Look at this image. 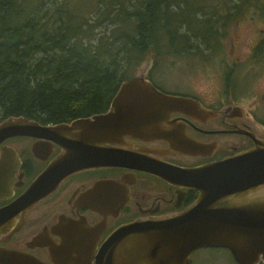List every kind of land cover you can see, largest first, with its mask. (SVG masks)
I'll return each mask as SVG.
<instances>
[{"label":"water","instance_id":"1","mask_svg":"<svg viewBox=\"0 0 264 264\" xmlns=\"http://www.w3.org/2000/svg\"><path fill=\"white\" fill-rule=\"evenodd\" d=\"M197 109L207 110L196 98L162 91L141 73L121 83L104 112L47 125L23 115L2 120L0 145L16 136L50 140L46 154H39L44 142L33 143L34 154L43 160L54 152V143L61 149L9 206H28L84 169L122 166L136 158L142 164L148 158L141 156L140 149L125 147L126 136L165 137L175 148L197 155L201 145L183 124L170 119L174 113L191 115ZM255 143L233 156L173 172L149 161L143 170L195 189L197 199L184 210L121 226L102 245L96 264H192V254L207 247L227 248L239 264L264 263V141L255 139ZM15 149L3 147L0 177L5 176L6 186L0 181V199L13 195L9 175L22 164ZM26 211L0 210V233L9 231L12 236L23 225ZM0 264L45 263L20 250L0 247Z\"/></svg>","mask_w":264,"mask_h":264},{"label":"flooded vegetation","instance_id":"2","mask_svg":"<svg viewBox=\"0 0 264 264\" xmlns=\"http://www.w3.org/2000/svg\"><path fill=\"white\" fill-rule=\"evenodd\" d=\"M208 47V42L202 46ZM197 51L198 47L191 46L187 53ZM158 87L167 93L196 98L207 109H197L191 115L174 113L170 118L173 124H183L187 134L201 145L199 153L181 151L165 137L143 140L126 136L124 146L140 149L141 156L148 158L142 164L136 158L122 166L75 172L47 195L16 208L9 205L25 192L61 149L54 143V152L43 160L34 154L33 143L44 142L39 154H46L51 149V141L27 136L32 140L31 153L24 157L9 141L25 136L13 137L0 145V159L3 147L9 146L16 148L22 164L15 174L9 175L13 195L0 199V210L27 211L23 225L12 236L9 231L0 233V247L20 250L45 264H96L102 245L121 226L184 210L197 199L195 189L175 185L152 171L143 170L149 161L159 164V169L162 166L173 172L233 156L254 147L255 139L264 141V89L240 93L239 87L231 88L232 91L224 87L213 100H207L197 94ZM0 181L6 186L5 176Z\"/></svg>","mask_w":264,"mask_h":264},{"label":"trees","instance_id":"3","mask_svg":"<svg viewBox=\"0 0 264 264\" xmlns=\"http://www.w3.org/2000/svg\"><path fill=\"white\" fill-rule=\"evenodd\" d=\"M43 1L0 0V122L23 115L58 123L104 112L121 83L133 77L129 68L153 47L167 49L160 52L164 55L189 54L190 45L202 47L213 36L224 35L249 3L240 0L230 11L231 0L209 9L201 0H142L129 12V0H109L101 2L98 23L117 24L110 35L97 39L84 35L93 25L66 4L55 8L50 25ZM253 5L260 9L256 3L250 8ZM183 26L203 41L185 42L189 36L181 32ZM121 58H127L126 64Z\"/></svg>","mask_w":264,"mask_h":264},{"label":"rangeland","instance_id":"4","mask_svg":"<svg viewBox=\"0 0 264 264\" xmlns=\"http://www.w3.org/2000/svg\"><path fill=\"white\" fill-rule=\"evenodd\" d=\"M141 1L129 0L125 6L129 12H133ZM239 1L231 0L229 10H235L233 6L240 3ZM101 2H109V0L43 1L44 8L50 11V25L55 20L53 16L55 8L66 4L74 10L76 7L78 12L85 15L93 25L92 30L84 35L97 39L104 34L110 35L117 24L116 21L98 23L102 16L97 17V14L104 8ZM223 2L224 0H201L200 4L209 9L208 6ZM251 3H256L260 9L255 5L250 8ZM134 4L137 6L135 7ZM243 8V17L230 24L226 32L221 30L223 20L220 21V30L224 35L216 39L212 34H204L210 39L213 36L208 42V48L198 47L196 53H167L164 55L160 52H165L167 49L153 47L143 60L129 68L131 77L145 73L158 86L161 85L172 91L197 94L207 100H213L224 87L230 89L239 87L240 93L249 91L256 93L264 89V68H261V65H264V48H262L264 45V16L261 17L264 15V0H249ZM226 13L227 9L224 8L222 14ZM199 14H202V11H199ZM181 32L189 36L185 42H192L195 45L203 41L191 31L187 32L185 26L181 28ZM191 46L193 45L189 47ZM259 47L260 49H257ZM126 62L127 58H121L122 65ZM245 105L250 108L248 102H245ZM9 143L16 146L24 157L30 156L32 143L30 138H13ZM36 164L38 166V163ZM190 260L192 264H239L226 248H201L192 254Z\"/></svg>","mask_w":264,"mask_h":264}]
</instances>
